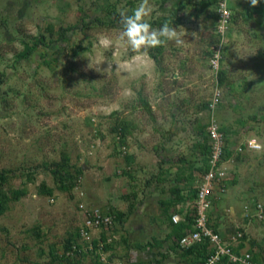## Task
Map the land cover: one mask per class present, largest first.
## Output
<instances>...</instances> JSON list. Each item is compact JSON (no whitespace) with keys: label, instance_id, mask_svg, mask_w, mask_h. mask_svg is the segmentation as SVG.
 <instances>
[{"label":"rangeland","instance_id":"obj_1","mask_svg":"<svg viewBox=\"0 0 264 264\" xmlns=\"http://www.w3.org/2000/svg\"><path fill=\"white\" fill-rule=\"evenodd\" d=\"M184 1L0 0V264H200L136 244L171 230L161 201L186 190L193 210L213 117L230 161L211 223L264 264V0H234L223 41L214 7ZM249 138L261 148L236 153ZM80 203L122 220L107 249L67 255Z\"/></svg>","mask_w":264,"mask_h":264},{"label":"built area","instance_id":"obj_2","mask_svg":"<svg viewBox=\"0 0 264 264\" xmlns=\"http://www.w3.org/2000/svg\"><path fill=\"white\" fill-rule=\"evenodd\" d=\"M202 1V0H199ZM214 1L216 32L224 40L225 34L229 30L230 23L234 17L232 7L233 0H205ZM220 49L214 52L212 59V67L215 70L220 66ZM220 92H216L212 106L214 107L219 100ZM208 138L210 145V153L208 156V168L202 173L199 184L197 186V195L195 197L194 208L190 212L193 217V227L188 229L186 234L180 239L183 247H189L197 242L209 241V246L213 252L208 256L205 264H217L223 257H227L229 262L236 264H263L258 261L254 253L249 250L239 249V242L243 237V232L239 227L224 236L220 230H216L211 223V209L216 195L215 190L221 187V192L225 189V180L227 179L226 163L230 161L226 157L227 138L221 127L214 117L208 125ZM244 145V146H243ZM237 147L236 153H241L246 147L248 150H257L261 148V144L255 138H249L245 143ZM80 209L83 212V220L79 228V235L83 239L84 246L79 248L73 244L72 248L67 251V255L74 254L79 250H97L105 248L106 244L112 243L116 235L113 234L115 227V214L111 211L103 212L99 208H87L84 203H80ZM260 207V205H258ZM259 211V210H258ZM171 219L174 223L186 220V217L173 213ZM102 231L100 237L93 235ZM96 241V243H95Z\"/></svg>","mask_w":264,"mask_h":264},{"label":"trees","instance_id":"obj_3","mask_svg":"<svg viewBox=\"0 0 264 264\" xmlns=\"http://www.w3.org/2000/svg\"><path fill=\"white\" fill-rule=\"evenodd\" d=\"M166 1V0H164ZM193 0H185L183 3L177 5V9L178 10H182L184 9L187 5L191 4ZM200 3H202L203 6L205 7H208V6H213L214 7V1H205V0H202L200 1ZM177 10V11H178ZM177 11L174 12V15L176 16L177 14ZM155 23V22H154ZM160 25H165L166 27H169L170 26V17H165L163 19V21H160L158 22ZM37 49V44L35 45H27L25 47V49L19 54L18 56V59L19 60H22V59H27L30 57V55ZM153 57H156L154 54H152ZM223 79H224V74L223 72H220L219 73V80L220 82H223ZM222 131H224L222 128H221ZM126 128L124 126L121 127V133L122 134H126ZM225 132V131H224ZM207 136H208V132H207ZM227 138V137H226ZM199 146L202 147V149L204 150V155H205V167L203 168V172L208 168V156H209V153H210V145L208 143H204V144H199ZM230 155V150H229V145H228V142H227V145H226V157H229ZM57 172V170H55V173ZM3 176V173H0V177ZM70 177H72V175H70ZM65 180L62 179V176L59 178V182H60V185L62 188H66L68 187V183L66 184L64 182ZM42 191L44 193H51L52 190L49 189V188H43ZM21 193H24L23 190L21 191H18L16 192V195L19 196ZM197 195V189H196V192H195V197ZM5 199L6 196L4 193H1V189H0V212H3L6 208L5 206ZM122 220V213L121 212H118V213H115V221L116 220ZM193 217L191 215H188L186 217V220H183L179 223H174L173 220L170 218V225H171V231L169 233V235L167 236V238L165 239H157V238H152V241H149V247L151 248H158V249H162L165 247V243H168L170 241V248L171 249H176V248H180L182 250V255L184 257H193L195 258L197 261L200 262V264H205L208 256L213 252V250H210L209 249V241L205 240V241H201V242H197L189 247H183L181 246L180 244V239L186 234L187 230L192 228L193 227ZM214 228L216 230H219L218 228H216L214 226ZM243 237L244 234H243ZM242 237V239H243ZM96 243V241H95ZM255 243V242H254ZM72 240H68L67 243H66V253L68 250H70L72 248ZM138 247H142V246H139V244H137ZM241 245H239V248L236 247L235 250L236 251H239V249L241 248ZM107 246L108 244L105 245V248L107 249ZM254 256L255 258L260 261L262 263V260L260 259V255L259 254H255L254 253ZM66 257V256H65ZM225 263H228V264H236V263H232V262H229V259L227 257H223L221 258V260H219V262L217 264H225Z\"/></svg>","mask_w":264,"mask_h":264},{"label":"crops","instance_id":"obj_4","mask_svg":"<svg viewBox=\"0 0 264 264\" xmlns=\"http://www.w3.org/2000/svg\"><path fill=\"white\" fill-rule=\"evenodd\" d=\"M232 6H234V0L232 1ZM185 191L182 190L180 192V194H177L175 200L173 198H169L166 201H161L160 200L161 203H163V204L166 205L165 207H167L169 205L171 206V209L167 207L168 209H170V213H171L170 216H172L173 213H178L183 218L184 217H187L188 215H190V212L191 211H189L188 208L185 207V205L183 203L186 200V198H185ZM182 195H184V196H182ZM167 208H166V210H167ZM154 217L155 216H153V218L151 220L155 223L156 222V220H155L156 218H154ZM170 231L171 230H168L167 231L168 232L167 235H165L163 238H162V236H155V235L153 236V238H157V239H160V240L165 239L169 235ZM148 242H149L148 240H145V242L137 243V244H139V246H142V247H138L137 244H136V247L137 248H143V249H145V248H151V247L148 246L149 245ZM146 243H148V245H146ZM167 246H168L167 243H165V247L164 248H166ZM169 247H170V244H169ZM152 249H156V248H152Z\"/></svg>","mask_w":264,"mask_h":264}]
</instances>
